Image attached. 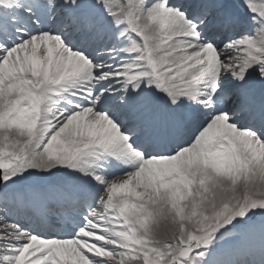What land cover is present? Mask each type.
<instances>
[{
  "label": "snow or ice",
  "instance_id": "6c2138e0",
  "mask_svg": "<svg viewBox=\"0 0 264 264\" xmlns=\"http://www.w3.org/2000/svg\"><path fill=\"white\" fill-rule=\"evenodd\" d=\"M0 264H264V0H0Z\"/></svg>",
  "mask_w": 264,
  "mask_h": 264
},
{
  "label": "bare ground",
  "instance_id": "6f19581e",
  "mask_svg": "<svg viewBox=\"0 0 264 264\" xmlns=\"http://www.w3.org/2000/svg\"><path fill=\"white\" fill-rule=\"evenodd\" d=\"M237 11H239L240 12V15L241 16H243L244 14H243V11L241 10V9H237ZM249 29H248V26L247 25H245V24H241V26L236 30V34H240V32L241 33H243V32H247ZM35 183H36V186H35ZM30 186H32V187H34V188H36L37 186H40V185H45V181H31V182H29L28 183ZM27 185V184H26ZM26 185H24L25 187H26ZM29 185H27V186H29ZM45 188H47V185L45 186ZM22 189V188H21ZM9 194H11V193H9ZM14 215L16 216V218H17V214L16 213H14ZM13 215L10 213V215H9V218L10 217H12ZM23 216L22 215H19V218H22ZM19 221V220H18Z\"/></svg>",
  "mask_w": 264,
  "mask_h": 264
},
{
  "label": "rangeland",
  "instance_id": "374dc122",
  "mask_svg": "<svg viewBox=\"0 0 264 264\" xmlns=\"http://www.w3.org/2000/svg\"><path fill=\"white\" fill-rule=\"evenodd\" d=\"M241 32H242V31H241ZM241 32H240V33H241Z\"/></svg>",
  "mask_w": 264,
  "mask_h": 264
}]
</instances>
